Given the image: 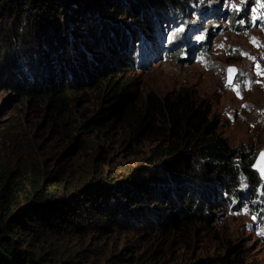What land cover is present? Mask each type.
<instances>
[{"label":"trees","instance_id":"1","mask_svg":"<svg viewBox=\"0 0 264 264\" xmlns=\"http://www.w3.org/2000/svg\"><path fill=\"white\" fill-rule=\"evenodd\" d=\"M193 2L0 0V93L45 115L56 134L74 124L83 155L45 171L17 128L0 125V264H250L236 243L206 259H167L171 245L217 237L239 198L250 206L264 191L258 157L229 142L206 100L187 89L142 100L129 80L151 40L171 39L164 57L189 53ZM113 145L127 161L113 160ZM128 233L152 251L121 248Z\"/></svg>","mask_w":264,"mask_h":264},{"label":"rangeland","instance_id":"2","mask_svg":"<svg viewBox=\"0 0 264 264\" xmlns=\"http://www.w3.org/2000/svg\"><path fill=\"white\" fill-rule=\"evenodd\" d=\"M187 7L183 32L190 38V42H185L189 53L181 51L176 57H164L165 51L173 46L171 39L166 36L157 43L151 40V47H145L142 66L128 74L129 80L142 100L149 93L164 96L181 89L190 90L212 106L220 131L231 144H246L259 157L264 153V1L195 0ZM231 14L237 15L233 23L229 21ZM181 45L177 43L171 50ZM201 48L206 53L197 57ZM230 67L237 69L231 84ZM9 95L0 93V125L8 123L17 128L27 142L24 150H30L33 159L46 160L45 171L56 168L58 159L67 165L82 160L83 155L73 141L78 136L74 124L61 135L56 134L45 115L9 100ZM95 103L84 106L87 116L96 109ZM101 144L109 148L106 143ZM112 154L117 164L128 160L117 152V146H112ZM258 194L252 202L257 204L255 207L245 205L242 198L237 200L238 206L215 227L220 236L203 232L189 246L175 249L177 246L171 245L169 249L174 253L177 250V254L167 259H206L236 243L245 248L250 264H264V235L260 234L264 232V191L260 188ZM127 245L126 248L139 246L136 257L153 249L150 243L139 244L131 233L119 237V246ZM128 253L134 252L129 249Z\"/></svg>","mask_w":264,"mask_h":264},{"label":"water","instance_id":"3","mask_svg":"<svg viewBox=\"0 0 264 264\" xmlns=\"http://www.w3.org/2000/svg\"><path fill=\"white\" fill-rule=\"evenodd\" d=\"M237 74V69L235 67H230L229 71H228V83L231 84L233 82V80L235 79V76ZM261 155L256 159L255 163L253 164V169L256 170L259 174L260 172L257 170V165L261 164V159H260ZM261 177V174H260ZM262 180H264V178L261 177Z\"/></svg>","mask_w":264,"mask_h":264},{"label":"snow or ice","instance_id":"4","mask_svg":"<svg viewBox=\"0 0 264 264\" xmlns=\"http://www.w3.org/2000/svg\"><path fill=\"white\" fill-rule=\"evenodd\" d=\"M260 159L262 163L257 165V170L260 172L261 177L264 178V153H261ZM260 234L264 235V232H261Z\"/></svg>","mask_w":264,"mask_h":264}]
</instances>
